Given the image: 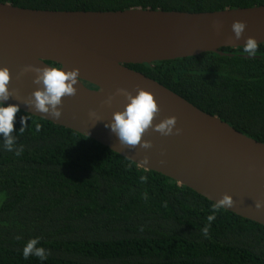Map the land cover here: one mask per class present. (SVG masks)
I'll return each instance as SVG.
<instances>
[{
    "label": "trees",
    "instance_id": "trees-1",
    "mask_svg": "<svg viewBox=\"0 0 264 264\" xmlns=\"http://www.w3.org/2000/svg\"><path fill=\"white\" fill-rule=\"evenodd\" d=\"M0 2L93 12L202 13L264 6V0ZM243 49L126 66L264 144V43L255 56ZM21 116L26 121L17 135L21 155L4 150L0 141V264H264V226L222 208L215 210L206 238L202 229L213 202L93 139L22 111L14 132ZM36 237L38 246L49 250L46 261L23 258L24 245Z\"/></svg>",
    "mask_w": 264,
    "mask_h": 264
},
{
    "label": "water",
    "instance_id": "water-1",
    "mask_svg": "<svg viewBox=\"0 0 264 264\" xmlns=\"http://www.w3.org/2000/svg\"><path fill=\"white\" fill-rule=\"evenodd\" d=\"M237 20L246 23L239 39L232 30ZM248 37L264 43V6L202 13L140 8L93 12L32 10L0 2V67L10 70L12 93L6 103L93 139L210 202L229 194L234 204L224 210L264 226V208L255 207L264 200V144L126 66L206 52L223 55L220 49L244 47ZM47 62L66 71L79 69L76 93L62 98L59 118L25 103L39 87L36 73L25 69L53 67ZM118 89L133 95L139 89L151 92L159 107L153 123L175 116L180 132L174 128L165 136L149 128L142 140H149L150 148L122 145L105 127L126 102Z\"/></svg>",
    "mask_w": 264,
    "mask_h": 264
},
{
    "label": "clouds",
    "instance_id": "clouds-1",
    "mask_svg": "<svg viewBox=\"0 0 264 264\" xmlns=\"http://www.w3.org/2000/svg\"><path fill=\"white\" fill-rule=\"evenodd\" d=\"M245 28V22L239 20L233 22L232 30L236 39L242 36ZM257 49L258 41L254 37H248L244 43L243 51L250 56H255ZM25 71H34L36 73L34 83L39 86L25 103L40 113H48L53 117L59 118L62 114L59 107L62 104V98L76 93L77 89L74 86L80 80L79 69L66 71L64 68L46 66L35 69L28 67ZM9 82V68L0 67V141H2L4 150L13 152L14 155L19 156L23 152V147H17V135L24 131L26 121L21 116V127L18 132H14L15 116L20 111V105L6 103L12 95L8 87ZM117 92L125 98L126 102L123 110L113 112L111 121L105 127L115 134L122 145L132 147L140 145L145 149L150 148L151 142L149 140H142L143 134L149 128H154L155 131L165 136L173 134L177 122L175 116L165 118L159 123H153L156 114L159 112V107L151 92L144 89H139L135 95L124 89H118ZM110 100L111 98H109L107 103H110ZM90 116L94 117L95 113H90ZM37 129H39V125H37ZM175 132L178 134L180 129L175 128ZM142 163L147 167L146 165L149 164L147 156L143 158ZM140 179L141 182L147 181L146 176H141ZM144 195L147 198V193ZM233 204V197L229 194H224L221 199L213 203V214L207 217L209 224L205 225L202 229L206 238L211 221L215 219V210L226 206L231 207ZM255 207L257 209L264 208V200H257ZM39 244V237L27 241L22 249L23 258L28 259L30 256H35L41 261H46L50 254L49 250L38 246Z\"/></svg>",
    "mask_w": 264,
    "mask_h": 264
},
{
    "label": "flooded vegetation",
    "instance_id": "flooded-vegetation-1",
    "mask_svg": "<svg viewBox=\"0 0 264 264\" xmlns=\"http://www.w3.org/2000/svg\"><path fill=\"white\" fill-rule=\"evenodd\" d=\"M86 87H88V86H86ZM89 89H94V90H96V88H90V87H88Z\"/></svg>",
    "mask_w": 264,
    "mask_h": 264
}]
</instances>
